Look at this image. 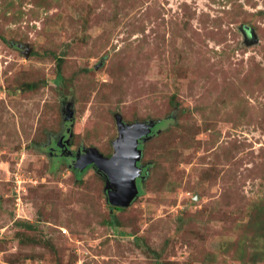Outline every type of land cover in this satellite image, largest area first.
Returning a JSON list of instances; mask_svg holds the SVG:
<instances>
[{"label":"rangeland","instance_id":"374dc122","mask_svg":"<svg viewBox=\"0 0 264 264\" xmlns=\"http://www.w3.org/2000/svg\"><path fill=\"white\" fill-rule=\"evenodd\" d=\"M118 117L159 126L113 219L52 148ZM0 264H264V0H0Z\"/></svg>","mask_w":264,"mask_h":264},{"label":"water","instance_id":"95a60500","mask_svg":"<svg viewBox=\"0 0 264 264\" xmlns=\"http://www.w3.org/2000/svg\"><path fill=\"white\" fill-rule=\"evenodd\" d=\"M30 48H27L29 55ZM157 122H136L127 124L122 117L117 118L119 138L113 142L115 152L106 157L96 148H89L78 154L74 168L84 171L92 166L105 176L108 203L115 208H128L139 196L137 179L141 177L143 168L139 166L142 159L140 141L150 139L149 136ZM69 144V141H67Z\"/></svg>","mask_w":264,"mask_h":264},{"label":"flooded vegetation","instance_id":"af4514ba","mask_svg":"<svg viewBox=\"0 0 264 264\" xmlns=\"http://www.w3.org/2000/svg\"><path fill=\"white\" fill-rule=\"evenodd\" d=\"M159 126V124H157L153 129H152V132L149 136H152L154 134V132L156 131L157 127ZM63 138V141H60L59 144H58V147L57 148H52L53 150V154L55 155H61V154H65V157L63 155V157L65 158L66 162L68 163V165L71 167V166H74V164L76 163V160H75V156L74 155H71L72 153L70 152V149L68 147V145L65 143L66 142V137L67 135H63L61 136ZM142 141H140V149H141V146H142ZM68 155V156H67ZM75 160V161H74ZM73 162V163H72ZM139 166H141V164L139 163L138 164ZM142 167V166H141ZM91 168H94L92 166L88 167L86 170L82 171V172H85L87 171L88 169H91ZM143 168V167H142ZM81 172V171H80ZM144 173H145V168H143V172H142V175L140 178L137 179V185H138V188H139V191H141L140 189V185H141V180L144 178ZM100 175V174H99ZM105 179V176L103 175H100ZM115 210V209H114Z\"/></svg>","mask_w":264,"mask_h":264},{"label":"trees","instance_id":"16d2710c","mask_svg":"<svg viewBox=\"0 0 264 264\" xmlns=\"http://www.w3.org/2000/svg\"><path fill=\"white\" fill-rule=\"evenodd\" d=\"M111 207H112V206H111ZM114 209H115V208L112 207L111 218H113V219L116 217V216H115L116 213H113ZM123 209H125V208H118V209H117V213L120 212V211L123 210Z\"/></svg>","mask_w":264,"mask_h":264}]
</instances>
